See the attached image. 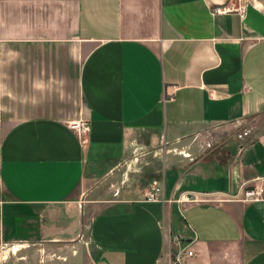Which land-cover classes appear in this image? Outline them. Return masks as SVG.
Here are the masks:
<instances>
[{
    "label": "crops",
    "instance_id": "obj_1",
    "mask_svg": "<svg viewBox=\"0 0 264 264\" xmlns=\"http://www.w3.org/2000/svg\"><path fill=\"white\" fill-rule=\"evenodd\" d=\"M0 45L59 51L90 126L0 116V242L84 238L79 264L186 247L183 264H264V192L245 199L264 189V0H0ZM141 150L163 165L113 200L105 183Z\"/></svg>",
    "mask_w": 264,
    "mask_h": 264
},
{
    "label": "rangeland",
    "instance_id": "obj_2",
    "mask_svg": "<svg viewBox=\"0 0 264 264\" xmlns=\"http://www.w3.org/2000/svg\"><path fill=\"white\" fill-rule=\"evenodd\" d=\"M60 55L59 51L46 47L13 49L0 45L1 117L13 121L49 117L65 121L73 128L78 122L87 123L74 68L63 66ZM150 152L139 151V160L134 166L124 165L105 183L113 200L126 188L144 190V179L150 171L161 168L163 160L154 159ZM89 198L84 194L81 202L86 204L92 200ZM97 212L99 208H94L86 215L87 219ZM89 250L84 238L68 244L0 242V264H79Z\"/></svg>",
    "mask_w": 264,
    "mask_h": 264
},
{
    "label": "built area",
    "instance_id": "obj_3",
    "mask_svg": "<svg viewBox=\"0 0 264 264\" xmlns=\"http://www.w3.org/2000/svg\"><path fill=\"white\" fill-rule=\"evenodd\" d=\"M245 9H246V7L240 8L239 12L241 14H244ZM223 12H225V10H222L220 8L215 9V13H217V14L223 13ZM73 129L81 137L90 132V126L88 123L80 124V122H78L77 126L74 127ZM248 135H249V132L246 129H243V130L233 134L231 136V138L232 139H238L241 142H245ZM225 142L226 141L207 143L205 145V149H207V150L217 149L218 147L225 144ZM263 192H264L263 188H254L251 191L245 192V199H246V201H258L262 198ZM161 196H162V187L158 182H154L151 184L150 189L148 190V192L146 194L145 200L148 202H158V201H161ZM182 240H183L182 237L176 238V241L178 243H181ZM193 256H194V251L190 250L189 247H186L176 254L174 264H183V261L186 258L193 257Z\"/></svg>",
    "mask_w": 264,
    "mask_h": 264
},
{
    "label": "bare ground",
    "instance_id": "obj_4",
    "mask_svg": "<svg viewBox=\"0 0 264 264\" xmlns=\"http://www.w3.org/2000/svg\"><path fill=\"white\" fill-rule=\"evenodd\" d=\"M0 259H1V255H0Z\"/></svg>",
    "mask_w": 264,
    "mask_h": 264
}]
</instances>
